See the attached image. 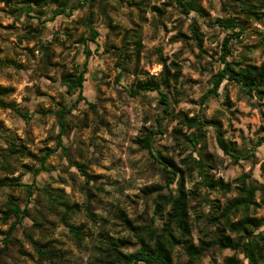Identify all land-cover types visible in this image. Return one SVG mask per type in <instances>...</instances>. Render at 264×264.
Instances as JSON below:
<instances>
[{"label":"rangeland","instance_id":"1","mask_svg":"<svg viewBox=\"0 0 264 264\" xmlns=\"http://www.w3.org/2000/svg\"><path fill=\"white\" fill-rule=\"evenodd\" d=\"M24 1L0 0V85L10 89L3 99L14 102L25 113L21 116L0 106V153L6 152L11 143H21L34 156L13 155L7 157L9 168L0 166V179L21 183L0 191V211L7 209L10 195L15 202L28 205L31 217L24 218L13 232L11 244L1 256L3 264H87L97 255L104 235L129 239L131 242L122 250L132 252L137 248L136 237L124 226L121 213L140 226L154 219V227L161 232L165 218L154 213L158 192H149L148 188L159 185L160 193L168 194L175 185H165L161 165L140 147L139 141L147 129H156L162 106L157 91L136 89L138 83L158 80L163 63L178 75L177 82L170 79L167 86H160L174 113L213 121L204 127L200 148L213 158V177L231 183V188L226 193L209 189V198L219 199L222 205L235 197L240 185L235 179L244 173L249 175L247 180L264 183V96L248 94L238 84L224 80L217 96L202 99L212 86V75L222 67L221 43L228 33L213 20L228 16L242 19L234 11L236 6L224 10L219 0H199L207 12L204 20L193 11L182 13L175 0H80L83 6L68 16H53L57 5L51 0H43L28 11L20 8ZM244 20L241 41L232 42V54L226 59L260 65L264 61V22ZM192 21L202 34L201 47L190 38ZM89 27L97 29V42L85 40L90 36ZM43 45L49 47L47 56L41 50ZM85 49L91 51L87 59ZM85 60L84 99L76 101L77 92L67 91L62 75L75 73ZM120 65L124 70L118 77ZM59 109L66 110L63 129ZM175 127L181 129L177 139ZM159 129L153 137L154 151L183 169L187 191L200 189L201 195L206 194L203 188H196L199 177L183 161L190 152L196 156L186 142L195 128L166 116ZM216 131L243 155L252 153L250 158L232 162L218 146ZM48 149L52 152L42 168L37 157ZM76 163L85 165L93 178L85 181ZM35 169H39L36 174ZM28 184L31 195L25 191ZM86 192L93 196L94 220L85 210ZM60 196L76 205L68 221L82 229L84 236L79 243L61 220V207L54 201ZM190 206L191 219L197 211L208 210L205 203L194 198H190ZM256 216L264 217V204ZM11 222L12 218L6 222L0 218V247ZM204 223L193 225L186 236L193 245L203 236L199 229ZM25 229L34 239L52 241L61 254L40 261ZM213 229V224L208 225V232ZM173 233L178 237L176 228ZM190 259L182 244L174 247L173 264H191ZM241 260L240 253L213 247L199 261L233 264Z\"/></svg>","mask_w":264,"mask_h":264},{"label":"trees","instance_id":"2","mask_svg":"<svg viewBox=\"0 0 264 264\" xmlns=\"http://www.w3.org/2000/svg\"><path fill=\"white\" fill-rule=\"evenodd\" d=\"M10 2L11 0H7ZM221 7L224 10H229L232 6L238 9L234 10L242 15L228 17H216L213 24L219 28L226 30L228 33L223 37L221 43V62L222 67L212 75V86L203 95L202 99L208 98L211 95L217 96L218 89L221 83L234 82L238 84L241 89L248 93H255L258 97L264 96V61L260 65L252 63H245V61L237 59H226L232 54V42H240L242 34L245 31V20L254 19L255 21L264 22V0H219ZM26 2V3H25ZM57 7L53 10L52 15L59 14L71 15L76 9L83 6V2L76 0L75 3H68L69 0H51ZM43 0H26L22 2L20 7L24 11L33 8L35 5H41ZM180 11L185 15L191 11L198 16L206 19L207 12L201 6L199 0H175ZM68 9V10H67ZM157 9V8H156ZM158 10V9H157ZM263 10V11H262ZM90 36L85 40L97 42L98 31L94 27H89ZM191 40L195 41L196 45L201 47L202 34L195 21L190 24ZM184 36V35H183ZM44 55L49 54V47L47 45L41 46ZM90 49H85L86 59L91 55ZM1 65V61H0ZM124 68L120 65L119 75L123 74ZM87 72V61L85 60L81 68L76 67L75 73H65L62 75L63 84L66 86L68 92H77L76 101L84 99L82 94L83 83L85 81V73ZM170 79L173 82L178 81V75L175 72H170L168 65L163 63L160 77L157 79H150L137 84L136 92L140 91H157L159 97L158 104L162 106V115L156 118V129H147L145 135L140 139V147L146 149L152 158L161 165V170L164 174L165 185L170 188L172 184L175 185L174 191L168 194H162L161 186L148 188V191L158 192L154 202V213L163 215L165 221L161 227V232L157 230L152 223L144 226L134 224L124 213H121L119 218L123 222L127 230L136 237L137 248L132 252H124L122 248L129 244V239L114 238L109 235H104L102 244L97 247V255L88 261L87 264H173L172 253L174 247L182 244L185 251L190 255L191 264H202L199 260L203 254L210 248L217 247L219 249H231L236 253H240L242 260L233 264H264V217L256 216L257 209L264 204V183L257 184L253 180H247L248 174H242L235 179V182L240 183L237 187V195L231 199L226 200L222 205L219 199H211L208 196V190H216L226 193L230 190L231 183L224 181L222 178H214L210 173L212 168L213 158L206 155L201 150V145L204 139V127L206 124H211L213 121H201L198 117H188L186 113H174L168 95L160 88L161 85L167 86ZM10 92L8 87L0 85V106L9 108L21 116L25 113L21 112L14 102L4 101L3 97ZM92 105V103H90ZM65 113L66 110L59 109L57 114L61 128L65 127ZM166 116L170 118H178L181 124L188 127H194L195 131L186 137V142L192 147L196 156L190 152L183 160L187 167L192 172L198 175L199 180L194 183L196 188H203L204 195L199 192L200 189H191L187 191L184 187V171L178 167L174 161L162 155L159 151H154L153 137L160 132L162 120ZM175 139L178 133L181 134V129L175 127L173 129ZM215 138L220 149L228 155L232 162L237 163L240 159L250 158L252 153H245L237 149V147L226 139L223 134L216 131ZM58 144H61L60 134H58ZM260 144V143H258ZM52 151L48 149L40 157H37L41 167L44 168L45 160ZM27 155L34 156L27 152L25 145L21 143H11L6 152L0 153V166L10 167L7 157L13 155ZM81 173L86 180L93 178L91 174L86 171L83 164L76 163ZM171 167L172 169H169ZM264 174V162L261 165ZM39 169H35V174ZM13 180V179H12ZM7 177L0 179V191L5 187L13 188L14 186H21V183L14 182ZM27 195H31V185H24ZM259 195V201L257 197ZM92 194L86 192L85 210L90 219H95V213L92 210ZM190 198H194L199 202L207 205L208 210L205 212L199 210L195 213L193 219L190 218ZM56 205L61 207V220L68 228L70 234L75 238L76 242H80L84 236L82 229L75 226L68 221L69 214L75 212L76 205L70 204L63 196L54 200ZM52 202V201H50ZM7 209L0 211L1 220L6 222L12 218L9 231L3 237V245L0 247V264L1 256L6 254L9 245L12 242L13 232L22 224L26 217H31L30 209L27 204L21 205L15 202L10 195L7 198ZM40 216L42 212L39 211ZM239 215L237 219H233ZM205 221L204 227L199 229L203 234L199 238L198 244L193 245L186 236L190 235L193 225L200 221ZM35 221V220H34ZM214 225L212 232H208V225ZM179 231L178 237L173 233V229ZM24 234L34 248L36 254L41 260H50L56 254H61L55 249L52 241L43 243L39 239H34L27 229ZM234 235V236H232Z\"/></svg>","mask_w":264,"mask_h":264}]
</instances>
